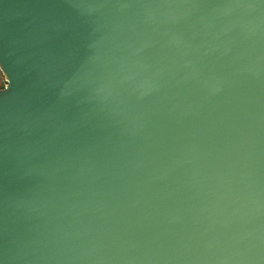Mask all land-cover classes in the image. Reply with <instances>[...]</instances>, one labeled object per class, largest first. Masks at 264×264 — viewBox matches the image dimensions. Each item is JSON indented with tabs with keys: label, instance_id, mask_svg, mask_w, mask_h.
Returning <instances> with one entry per match:
<instances>
[{
	"label": "water",
	"instance_id": "1",
	"mask_svg": "<svg viewBox=\"0 0 264 264\" xmlns=\"http://www.w3.org/2000/svg\"><path fill=\"white\" fill-rule=\"evenodd\" d=\"M0 264H264V0H0Z\"/></svg>",
	"mask_w": 264,
	"mask_h": 264
},
{
	"label": "rangeland",
	"instance_id": "2",
	"mask_svg": "<svg viewBox=\"0 0 264 264\" xmlns=\"http://www.w3.org/2000/svg\"><path fill=\"white\" fill-rule=\"evenodd\" d=\"M7 82V77L0 68V90L6 87Z\"/></svg>",
	"mask_w": 264,
	"mask_h": 264
}]
</instances>
